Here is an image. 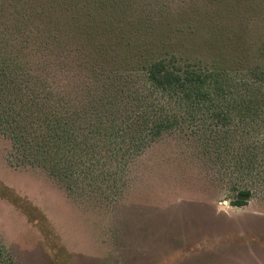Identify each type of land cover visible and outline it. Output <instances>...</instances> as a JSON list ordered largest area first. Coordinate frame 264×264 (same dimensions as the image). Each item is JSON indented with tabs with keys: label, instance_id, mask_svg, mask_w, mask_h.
<instances>
[{
	"label": "rangeland",
	"instance_id": "rangeland-1",
	"mask_svg": "<svg viewBox=\"0 0 264 264\" xmlns=\"http://www.w3.org/2000/svg\"><path fill=\"white\" fill-rule=\"evenodd\" d=\"M2 2L36 54L0 109L21 112L27 91L37 103L0 124L5 264H264V102L222 126L133 64L142 49L174 56L248 90V69L264 72V0H121L90 22L87 0ZM252 91L264 98V80ZM171 109L180 130L150 140L144 127ZM233 187L251 190L246 206H231Z\"/></svg>",
	"mask_w": 264,
	"mask_h": 264
},
{
	"label": "trees",
	"instance_id": "trees-1",
	"mask_svg": "<svg viewBox=\"0 0 264 264\" xmlns=\"http://www.w3.org/2000/svg\"><path fill=\"white\" fill-rule=\"evenodd\" d=\"M120 2L121 0H87L85 15L90 22V20H93L97 9L100 11L105 8L118 7ZM88 28L91 27L88 26ZM32 37L33 33L24 35L22 30L17 27L13 31H10L6 24L4 4L3 2L0 3V91H4L6 88L9 89L14 82L21 81L22 77H30V73L33 72L34 69L30 66L27 57L28 55H35L36 52L31 51L32 53H25L23 51L25 49L24 42L32 39ZM124 37L123 35L118 36L119 44L123 42ZM138 52H140L137 55L139 60H136L133 64H135L136 68L144 71L146 79L153 89L174 99L179 105L210 112L211 115L216 114L213 116H218V121H222V126L227 124V116L224 115V112L233 110L235 113L242 112L243 110L251 111L254 106H258L264 102V98H260L257 91H252L254 84L264 80V77H262L264 76V72L260 71L257 73L256 68L248 69L251 79V82L246 84L248 90L225 91L217 81V73L215 70H210L205 66L199 67L197 64L178 63L174 56L151 59L148 56L146 57V50L142 49ZM22 92L20 91V94ZM32 93L27 91L25 95L23 92L22 96L25 95L28 98L30 95L29 98L32 103L27 104L22 102L19 105L21 112L16 111L12 115L7 116L6 112L0 109V124L8 122L9 126H11L12 122L20 119L24 109L27 107L32 108L33 104H37L34 103L36 96ZM49 95L50 93L47 94V97ZM12 103H15V101ZM11 106L13 105L11 104ZM156 114H154L156 119L153 124L144 127L146 128L144 132H146L145 134L150 140L158 139L163 134H171L175 130H180L182 119L180 117L181 114L177 111L171 109L169 112L163 111V113ZM9 118H11V121H9ZM147 121L148 119H145L146 123H148ZM51 122L48 121L49 127L52 126ZM14 132L15 130L13 134ZM66 134L68 143V140L72 139V133L66 131ZM17 135H13L12 139L18 140L19 135ZM249 147V150L261 149L258 142L253 143ZM263 149L264 141L262 142L261 150ZM231 191L233 192L230 198L232 207L241 208L248 204L252 194L249 188L239 189L233 187ZM0 263L5 264L6 258L1 259L0 257Z\"/></svg>",
	"mask_w": 264,
	"mask_h": 264
}]
</instances>
